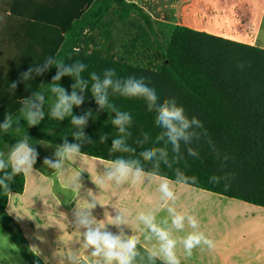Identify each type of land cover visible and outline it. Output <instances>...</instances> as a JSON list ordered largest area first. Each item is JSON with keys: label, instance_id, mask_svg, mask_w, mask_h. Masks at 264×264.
Returning a JSON list of instances; mask_svg holds the SVG:
<instances>
[{"label": "trees", "instance_id": "1", "mask_svg": "<svg viewBox=\"0 0 264 264\" xmlns=\"http://www.w3.org/2000/svg\"><path fill=\"white\" fill-rule=\"evenodd\" d=\"M95 1L80 0L82 16ZM109 2L108 7L117 5L122 16L133 13L140 17L155 41L143 38L148 37V32H143L141 45L136 41L133 45L141 53L140 63H133L116 56L112 45L94 43L91 36L82 38L85 30L70 21L57 27L44 22L42 42L28 47L29 60L14 62L12 77L0 80V124L11 117V127L7 131L0 128V158L8 164L0 171V179L11 174L8 157L18 141L26 138L35 151L41 143L62 148L66 141L79 144V153L114 164L120 159L136 162L133 169L141 172L264 207V49L180 25L172 26L171 38L164 45L157 38L151 16L141 6L125 0ZM49 59L53 63L45 68ZM77 64L85 65L79 77L62 75L49 85V78L61 70L58 66ZM20 67H26V73L31 69L27 79ZM108 71L114 73V84L141 81L155 92V103L150 107L146 97L123 96L109 87L111 107L100 108L92 93V76L103 81ZM78 79L84 83L73 89ZM54 85L69 95L75 90L83 97L82 104L73 105L71 115L63 120L51 115L59 97L51 90ZM37 95L43 96L42 102ZM26 101L39 104L43 112L35 126L28 125L22 111L27 110ZM165 101L182 107L190 122L185 130L188 139H181L178 148L157 122L158 109ZM89 110L85 125L71 123L72 116H85ZM117 112L130 116L124 133L112 123ZM194 119L199 123H191ZM81 131L83 136L76 139L74 134ZM115 139L124 141L121 148H113ZM150 150H156L155 156L145 159L143 153ZM5 183L11 193L21 194L26 176L18 174ZM11 193L0 186V218L11 226L30 263L36 264L19 224L6 212Z\"/></svg>", "mask_w": 264, "mask_h": 264}, {"label": "crops", "instance_id": "2", "mask_svg": "<svg viewBox=\"0 0 264 264\" xmlns=\"http://www.w3.org/2000/svg\"><path fill=\"white\" fill-rule=\"evenodd\" d=\"M109 1L93 2L82 16L80 0H0V80L12 77L14 62L29 60L28 47L42 42L44 22L57 27L70 21L85 33L110 26L112 6L118 21L129 17L115 4L108 7ZM125 1L142 7L166 42L172 26L180 25L264 49V0ZM97 37L102 38V32ZM20 72L26 73V67ZM64 159L68 164L60 169L34 164L25 175L23 193L9 195L6 212L19 224L36 264H103L102 256L94 257L93 249L84 247L87 229L79 224L80 213L89 215L92 228L121 239L135 236L138 255L133 264H166L162 253L150 257L159 253L161 241L141 215L152 216L153 223L176 241L180 264H264V207L144 172L139 179L129 175L117 183L107 178L114 163L82 153ZM68 172L86 175L79 181L65 180ZM89 176L93 179L85 180ZM164 183L174 199L160 190ZM176 214L185 217L182 229L172 224ZM116 217L123 222L110 223ZM189 217L198 221L196 227ZM194 232L204 233L214 246L201 242L189 255L183 241Z\"/></svg>", "mask_w": 264, "mask_h": 264}, {"label": "clouds", "instance_id": "3", "mask_svg": "<svg viewBox=\"0 0 264 264\" xmlns=\"http://www.w3.org/2000/svg\"><path fill=\"white\" fill-rule=\"evenodd\" d=\"M53 63L51 59L47 60L45 68L50 66ZM61 68L57 74L52 78L53 81H58L62 75H76L79 77L81 71H83L85 65L77 64L74 67H63L62 65L58 66ZM43 69H37L38 73H41ZM31 69H29V73ZM29 73H24L23 78L27 79ZM114 73L108 71L105 74L103 81H100L99 78L93 74L92 79L95 83L92 84V93L96 100V103L100 108L105 106L111 107L108 104L107 89L112 87L114 91L120 92L121 95L127 97H138L143 96L148 99L150 102V107L152 103H155L157 96L155 92L145 86L141 81L127 80L123 86L119 82L114 84L111 76ZM84 82L77 80L76 84L72 87L75 89L77 86H80ZM86 86V85H85ZM12 88L16 87V82H13L11 85ZM54 93H58V102L54 105L51 111L53 118L63 120L66 115H71V110L73 105L79 106L83 102V97L78 96L74 90L70 95L66 90L58 85H54L51 89ZM83 91V88H81ZM37 100L42 102L43 96L37 95ZM27 110L22 109L25 112V119L29 126H35L43 118V112L40 110V105L32 102L26 101ZM91 115V110H89L85 116H72L71 123L76 126H83L86 123L87 116ZM130 121V116L127 113L117 112L116 118L112 123L118 126L119 131L124 133V125ZM157 122L161 124L166 130V135L169 137V140L174 145L175 148L179 147V141L181 139L187 140L188 136L186 135L185 130L189 128L190 122L184 115V110L182 107H178L175 102L169 103L165 101L160 105L158 109ZM191 123H199L195 119ZM11 127V117H6L3 124H0V128H3L7 131ZM76 139H80L83 136V132H77L74 134ZM104 139L103 137L101 138ZM124 141L122 139L113 140V148L119 149L123 145ZM124 151L129 149L124 148ZM80 151L79 144H68L66 141L62 148H60L56 155L61 159L78 154ZM156 150H150L143 153L145 159H151L155 156ZM163 154V153H162ZM2 156V153H0ZM36 151L29 146L27 139L18 141L15 146L10 151L8 161L11 166V174L5 173L4 177L0 179V186H2L5 193H11L9 184L5 183L6 180H12L13 176L18 174L27 175L32 171V167L36 162ZM136 162H128L123 159L115 161L114 168L108 173L107 178L109 180L115 179L117 183H120L127 179L129 175H133L136 179H139L141 176V169L136 168L133 172V164ZM44 164L48 167L54 169L61 168V162L53 163L48 158H45ZM8 164L5 163L4 159L0 158V171H3ZM101 185L103 181L99 182ZM160 190L164 195L170 199H174V193L170 190L167 183L161 184ZM95 205H90L94 207ZM140 219L144 221L150 229L157 235L161 241L159 253L152 252L150 257H155L160 253L163 254V257L166 261V264H180V261L176 255L175 247L176 241L170 238L169 233L164 231L161 228H158L155 223H153L154 218L152 216L141 215ZM185 217L180 214L173 216L172 224L178 228L182 229L184 227ZM189 222L193 227H196L198 221L194 217H189ZM79 224L83 226L87 231L84 233V247L92 248V255L94 257H103V264H133V259L138 255L136 251V246L138 240L135 236L129 237L127 239H121L120 236H115L108 231H101L100 227L92 228L90 225L92 223L88 214L80 213L78 214ZM123 220L121 217H116L114 220H110V223L120 224ZM201 242L206 244L209 248L214 246L213 241L204 235L202 232H194L189 234L183 241L184 247L187 250L188 254L191 255V250L196 246L200 245Z\"/></svg>", "mask_w": 264, "mask_h": 264}, {"label": "rangeland", "instance_id": "4", "mask_svg": "<svg viewBox=\"0 0 264 264\" xmlns=\"http://www.w3.org/2000/svg\"><path fill=\"white\" fill-rule=\"evenodd\" d=\"M115 7L112 6V10L107 15L108 26L103 29L96 30H87L85 33H82V38L85 36H91L94 40V43H99L103 45H112L113 52L116 56H125L133 63H140L141 53L137 52L134 48V41L137 46L141 45V34L148 32V37H143L155 41V37L149 33L145 22L138 17L137 15L131 13L129 17L125 18L123 22L118 21L115 16ZM102 32V38L97 37L98 34ZM157 38L166 45V41L162 35L156 31ZM85 39V38H84ZM90 43V48L94 46L93 41ZM52 75L49 78V85L53 83ZM59 147L53 146L49 143H41L39 150L36 151V166L48 167L44 164L45 158H48L53 163L61 162V164H68V162L63 158L61 159L56 155ZM114 165V164H113ZM51 168V167H49ZM53 169V168H51ZM86 175L83 173H72L68 172L63 174L65 180H76L79 181L81 178ZM93 178L87 177L85 180L91 181ZM244 224L238 223L237 227H243ZM0 264H31L28 260L26 254L23 251L22 245L19 240L14 235L12 228L9 224L0 221Z\"/></svg>", "mask_w": 264, "mask_h": 264}]
</instances>
